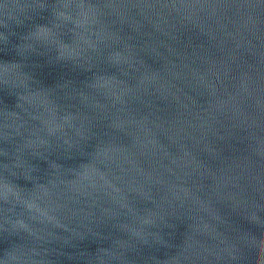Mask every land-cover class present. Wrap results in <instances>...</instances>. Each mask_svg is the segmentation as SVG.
<instances>
[{"label":"water","instance_id":"1","mask_svg":"<svg viewBox=\"0 0 264 264\" xmlns=\"http://www.w3.org/2000/svg\"><path fill=\"white\" fill-rule=\"evenodd\" d=\"M0 264H264V0H0Z\"/></svg>","mask_w":264,"mask_h":264}]
</instances>
